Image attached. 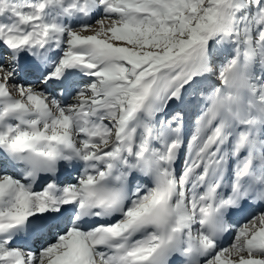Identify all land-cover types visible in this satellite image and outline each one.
Instances as JSON below:
<instances>
[{
  "label": "snow or ice",
  "instance_id": "6c2138e0",
  "mask_svg": "<svg viewBox=\"0 0 264 264\" xmlns=\"http://www.w3.org/2000/svg\"><path fill=\"white\" fill-rule=\"evenodd\" d=\"M0 264H264V0H0Z\"/></svg>",
  "mask_w": 264,
  "mask_h": 264
}]
</instances>
